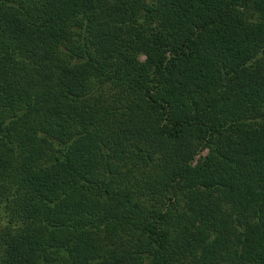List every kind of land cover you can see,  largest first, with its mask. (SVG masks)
<instances>
[{
    "label": "trees",
    "instance_id": "obj_1",
    "mask_svg": "<svg viewBox=\"0 0 264 264\" xmlns=\"http://www.w3.org/2000/svg\"><path fill=\"white\" fill-rule=\"evenodd\" d=\"M0 264H264V0H0Z\"/></svg>",
    "mask_w": 264,
    "mask_h": 264
}]
</instances>
